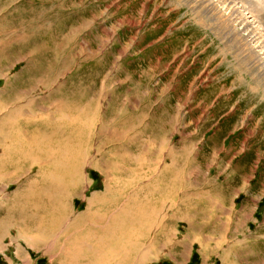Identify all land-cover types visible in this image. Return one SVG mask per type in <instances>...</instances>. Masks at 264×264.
<instances>
[{
	"label": "rangeland",
	"instance_id": "rangeland-1",
	"mask_svg": "<svg viewBox=\"0 0 264 264\" xmlns=\"http://www.w3.org/2000/svg\"><path fill=\"white\" fill-rule=\"evenodd\" d=\"M263 75L264 0H0V264H264Z\"/></svg>",
	"mask_w": 264,
	"mask_h": 264
},
{
	"label": "bare ground",
	"instance_id": "bare-ground-1",
	"mask_svg": "<svg viewBox=\"0 0 264 264\" xmlns=\"http://www.w3.org/2000/svg\"><path fill=\"white\" fill-rule=\"evenodd\" d=\"M212 7H213V5H212ZM215 8V7H214ZM214 8H213V10H214ZM220 11H218L217 10V13L216 14H220L219 13ZM217 15V16H218ZM222 16V17H221ZM220 17H221V20H222V22L221 23H223L224 24V29H226L228 26H229V23H228V21L226 20V18L224 17V15H220ZM231 20V19H230ZM239 20H240V18H239ZM249 20V19H248ZM235 21V20H234ZM233 21V22H234ZM250 21V20H249ZM249 21H248V23H249ZM236 22V21H235ZM235 22H234V24H235ZM245 24V23H244ZM236 25V24H235ZM246 25H247V23H246ZM219 26V25H218ZM240 27V26H239ZM248 27V26H247ZM246 27V28H247ZM221 28V27H220ZM223 28V27H222ZM241 28V27H240ZM250 28V27H249ZM224 29H222V31L224 30ZM230 28H228V30H229ZM234 29V28H233ZM232 29V30H233ZM221 30V29H220ZM239 30H241V29H239ZM248 30V29H247ZM234 31V30H233ZM233 31H232V33H233ZM237 31V30H236ZM230 32V31H229ZM245 32V31H244ZM228 33V32H227ZM231 33V32H230ZM229 33V34H230ZM226 34V33H225ZM228 36V35H227ZM240 44V43H239ZM247 44V43H246ZM249 45H251L250 43H248ZM244 46H245V44H244ZM255 47H258V46H256V44L254 43V44H252V46H251V48H252V51H248V53H249V55H253V54H255V60H253L254 62H259V60H260V57H259V53L257 54L256 52L258 51V50H260V51H262L260 48L258 49V50H255ZM248 49V48H247ZM261 53V52H260ZM263 61V60H262ZM261 65V64H260ZM258 66V65H257ZM264 76V75H263ZM244 89V88H243ZM7 134V133H6ZM0 137H1V135H0ZM13 137V135H10L9 136V138H8V142L11 140V138ZM17 137V136H16ZM17 139H13L12 140V142L14 143V142H17L16 141ZM10 143V142H9ZM18 148L19 147H17V146H15V148H13V151H10L9 153H11V152H16L17 150H18ZM4 151H6L5 149H3ZM3 153V152H2ZM21 155H23V154H21ZM26 156V155H25ZM23 157V156H22ZM29 157V156H28ZM40 161V160H39ZM36 165H37V163H36ZM40 165V164H39ZM12 173V172H11ZM1 176V175H0ZM116 180H114V182H112V185L114 186V188H116ZM105 186H107V185H105ZM56 187V186H55ZM107 189H108V187H106ZM37 190H38V192L39 191H41L42 190V185L40 186V187H38L37 188ZM116 193L114 194L115 195V197H114V195H112V197H108V198H105V199H109V200H106V201H98V202H96V206H97V208H105V209H110L111 207H113V208H115L117 205H118V203H119V201H121V199H120V197H121V193H122V190L121 189H119L118 188V184H117V188H116ZM37 192V193H38ZM107 192H108V190H106V191H104V193H103V195L101 196V197H103L104 195H106L107 194ZM71 193H72V189H69V191H68V193L67 194H70L71 195ZM124 193V192H123ZM122 193V194H123ZM16 197H15V199L13 200V203H12V207L14 208V207H19V205L21 204V202L22 201H25V200H23V198H22V193L21 194H14ZM96 196L97 195H94V196H92V198H91V200H89V202H88V205H87V207L88 208H90L94 203H93V199H95L96 198ZM107 196V195H106ZM34 198V200H31V202L33 203V202H37V203H39V200H40V197L39 196H34L33 197ZM102 199V198H101ZM50 200V199H49ZM44 202V199H41V203H43ZM49 203H50V201H49ZM171 204H173V203H171ZM32 205V204H31ZM123 206V205H122ZM112 208V209H113ZM118 208H119V206H118ZM117 209V208H116ZM12 209L11 208H9V211H8V215L11 217V213L10 212H12L11 211ZM117 210H119V209H117ZM96 211V210H95ZM21 212H22V209H21ZM74 214V213H73ZM7 215V216H8ZM68 214H64V216L61 218V221H60V223H63L66 219H68V216H67ZM117 215H118V213H117ZM22 216H24V215H22ZM111 216V215H110ZM119 216V215H118ZM109 217V216H108ZM19 219H21V216L19 217ZM109 219V218H108ZM73 219H72V221H71V223L67 226V228L66 229H68V227H71L72 226V223H73ZM106 222V221H105ZM17 223V224H16ZM163 223V222H162ZM13 224H15V225H17L21 230L19 231V233H18V235L19 234H22V231H23V233H24V229H26V225L25 224H22V226H21V224H20V222H17V221H15V222H13ZM27 224H28V222H27ZM79 224V223H78ZM85 225V224H84ZM191 225V224H190ZM23 227V228H22ZM160 231V230H159ZM69 233V232H68ZM88 234V233H87ZM67 236H68V234H66V237H64L65 239L67 238ZM63 238V237H62ZM84 247V246H83ZM142 251V250H141Z\"/></svg>",
	"mask_w": 264,
	"mask_h": 264
}]
</instances>
